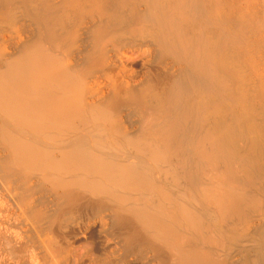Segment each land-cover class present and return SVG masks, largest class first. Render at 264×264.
<instances>
[{
  "label": "bare ground",
  "instance_id": "bare-ground-1",
  "mask_svg": "<svg viewBox=\"0 0 264 264\" xmlns=\"http://www.w3.org/2000/svg\"><path fill=\"white\" fill-rule=\"evenodd\" d=\"M20 12L38 29L13 57L0 44V172L6 185L19 182V204L48 264H61L56 247L67 218L104 210L113 213L128 256L146 251L157 264H225L210 244L227 245L221 226L244 227L262 200L253 189L264 156V0H0V26L14 25ZM89 16L104 20L74 65L76 27ZM112 22L127 24L130 35L152 34L158 63L174 59L189 75L178 80L154 66L142 88H129L106 67L107 35L126 31ZM100 69L112 75V89L95 103L89 79ZM127 107L141 119L135 137L121 134ZM116 147L138 158L129 163ZM181 155L187 163L178 168L172 159ZM34 176L57 197L52 224L44 204L30 201ZM169 184H179L183 198Z\"/></svg>",
  "mask_w": 264,
  "mask_h": 264
},
{
  "label": "rangeland",
  "instance_id": "rangeland-1",
  "mask_svg": "<svg viewBox=\"0 0 264 264\" xmlns=\"http://www.w3.org/2000/svg\"><path fill=\"white\" fill-rule=\"evenodd\" d=\"M25 15H26L25 13L20 12L16 19L17 21L14 25L9 26L7 24H4L0 26V33H1L0 44L2 45L3 48L1 46L0 47L2 51L4 50L3 52L4 54H6V56L13 57L15 53L17 54L18 51L21 50L20 48H23V45L25 43H29L30 40H35L34 37L36 38L37 36L36 31L38 27H37V23L35 19L34 18L31 19V17L28 18L29 16L28 15L25 16ZM100 18L101 17L98 18V16H95V17L89 16V17H86L80 24L77 25L76 27L77 36L74 39V40H77V42L74 44L72 48L71 59L69 58V61L72 64L74 65L81 64L85 56L88 54L92 46V41H91L93 40L92 30L94 29L95 25H97V23L100 22V20L101 21L104 20L103 17H102L103 19H100ZM105 21H107L106 18H105ZM122 24L123 26L120 24L118 25L116 23L115 24L113 23V26L115 25L114 28H117L116 27L117 25L125 27V28L127 27V24L125 23H122ZM118 28L117 30L120 31L121 29H118ZM122 30L124 29L122 28ZM111 31H112L111 32L112 34L110 32L109 33L110 35H112V37L110 35H107V37L109 36L110 39H108L109 41L107 40L109 45L107 47V52H108L107 57L108 58L106 60V67H109L108 69H114L112 70V72L114 74L116 73L115 76L119 79H122V81L129 88L133 90L134 89L136 90L137 88L139 89V87L142 88L143 86L141 85L146 84L148 82L149 77H150L149 74H151V69L154 66L159 67V69L162 72L164 71L171 75L173 74L174 77L176 76L177 78L176 77L175 78L178 80L185 79L186 78L185 74L189 75L188 72L186 73V71H189L188 70L189 68L187 69L181 63L178 64V62L175 61L174 59L169 60V63L166 64L167 66L166 65L161 66L159 64L160 63L159 54H161L160 53L161 49L159 48L160 47L159 43L156 41V39L153 37L152 34L145 32L146 34L142 33L143 35L141 33H140L141 35L139 33H137V35H132V34L130 35L131 31L129 30L127 32V28H126L125 32L124 31L118 32V37H117V35H115L116 32H114L113 34V31H116V30H111ZM111 38H114V39L112 40ZM121 65H123L125 68L122 66L123 68L121 69L120 67ZM182 67L183 69H181ZM118 71L119 73H117ZM104 73L106 75H104ZM109 75L107 71L104 70V72H101V69H100L99 72H96L95 77L93 76V79L92 78L89 79V82L92 86L91 93H90L91 95L89 94L90 95L89 99L91 100V102L96 103L98 100H103L105 99L107 95H109V91H111L112 89L111 86L113 82V78H111L112 75L111 76ZM97 86L102 87V88L100 87L101 91H98V92L95 91L94 88ZM99 102H102V101H98V103ZM136 114L137 113L136 112L134 113V110L132 111V108H129V107H127L126 109L122 111L121 117L119 120L120 121L119 126L121 129V134L123 131V133L127 135L125 136L122 134L123 136L128 137L131 135L132 137H135L139 133L140 131L139 129L141 126L140 125L141 119H139L138 118L139 116H137ZM117 148L118 147L114 148V150H116L115 153L120 154V157L124 160L127 159L126 161H128L129 163L131 161L134 162L138 158L137 155H139V153L137 154L136 153L137 151H135L132 148L128 147L127 150L128 149L129 150L127 151L125 150L126 147L125 149L123 147L122 150L123 151L125 150L123 154L120 149L121 147L119 148V150H117ZM119 151L121 153H118ZM130 151L132 153L129 154ZM1 155L2 153L0 154V156ZM123 155L126 156V158ZM130 155H132V157L134 156L135 158L134 157L132 158ZM117 157L119 156L117 155ZM184 158H182V155H181V158H178V160H175L176 158H173L172 162L176 163L178 168L179 167L181 168L182 165L184 166V164L187 163ZM261 160H260L261 168L258 170L259 172H257L258 173L257 183L253 189L254 194L258 192L256 194L257 197H259L258 199L260 200L262 199L260 207L257 208L258 211L257 210L256 211L253 210V212L251 211L252 214H249L250 216L248 217L249 219H247L248 221H246L243 224L245 228L241 226L239 229H236L237 232L230 225V223L226 222L227 225L225 224V226L223 225L224 223L222 224L223 226H221L220 231L222 233L225 231L226 234L223 233V235L225 237L227 236L226 238H228V239L224 238L225 242L228 241L226 243L227 245H225V243L222 245L224 249L220 245L217 247V245L214 246L210 244V246L213 248L212 250H214V253L216 255H219L218 257H221V258L224 257L225 259L223 258V261H225L226 258L228 259L224 262L225 264H246L247 260L248 262L255 260V257L256 259L262 258L264 260V242H263L264 241V187H263L264 185V156L261 157ZM1 175L2 174L0 172V193L3 194V195L0 194V200L4 203V207H3L4 210L2 209V211H0V216H1L0 223L4 221V223L2 222L4 226L1 223L0 227L1 228L3 227L5 229V230H2V232L6 234L2 233V235H0V262L5 261L10 264H21V263L27 264V262L28 264H48L49 263L48 259H46V256L44 257L42 253L44 252V249L37 244V241H36L37 238H35L34 236L35 233L30 226L31 225L30 221L28 220V218H26V216L23 215L24 207H22L19 204L20 203L19 200L21 199V194H20L21 191L19 192V190H21V188L18 189L20 185L18 188L16 187L18 186L19 182L17 181L18 182L17 183L16 181H13V182L7 183L6 185L2 181L3 179ZM158 176L160 177L159 178L160 180L165 179V177L162 176V174H159ZM41 178L42 177H40L39 179L38 176L37 177L34 176L32 178L31 187L32 185L33 187L31 188L32 191L30 192L29 197L31 196L30 201L31 203L33 202L32 204L34 205L39 204V206L40 205L42 206L44 204L43 206L46 207L47 209L46 212H48L46 214L51 216L47 218V220L49 221V223L51 222L50 224H52L53 223L52 216H53V211L57 205V197L54 195V192L51 189V186H49L46 183L47 181L45 180L44 182V179L42 178L43 179L42 180ZM180 181L181 183L183 182V180H180ZM259 181L260 182L263 181V182L260 183ZM181 183L179 182V184ZM182 184L183 185H180L181 188L185 186L184 182ZM11 185L13 188L11 187ZM176 185L172 186L171 184H169L168 186H172V188L169 187V189L174 194L177 193L176 196L181 194L178 197L183 198L182 190H184V188L182 190L181 189L178 190L179 186L178 185L176 186ZM173 188H175L176 190H174ZM18 194H20V196ZM18 196L20 198H18ZM193 203L195 204L197 203L191 201V205L195 208L196 206H194L195 204ZM53 204L55 205L53 206ZM112 217H113V213H111L110 210L109 211L104 210V211L92 212L87 218H83L84 220L75 219V218L72 219L71 217H69L70 218L69 220V218H67L68 221L66 220L61 225L62 233L64 232L63 238H61V240L59 241V245L56 247V249H58L59 253L61 254V264H127V263L129 264V262H131L132 264H157L156 261H154L155 260L154 259L155 257L153 258L154 255L150 252L146 254V251H143V252L134 251L135 253L132 252L133 254L129 253L130 257L124 254L125 248L122 247L124 246L122 243V238L120 237L118 232L115 230L116 228L113 227L115 222L113 219L114 217L113 218ZM51 218H52V221H50ZM93 223L94 225L95 224L96 225L93 226ZM71 228H78L79 231H77L76 234L70 233ZM31 230L32 232H30ZM232 231L234 232V234L238 233L236 238H232V236H234ZM229 232H231L232 235L231 233L229 234ZM9 233H12L11 235L13 236V238L9 236ZM14 233L15 235H13ZM16 233H19L18 236L16 235ZM228 235L231 237V239ZM3 236L9 237L13 241V244H14L13 246L15 247H11L12 249H9L10 248V246L8 245L9 241L7 242L8 244L5 243L4 240H6V237H3ZM60 243L62 244L60 245ZM10 244H12V242ZM56 249L55 251H57L58 253V250ZM22 250L24 251V253L22 252ZM11 253L15 256L13 257ZM261 253L263 254L261 255ZM106 261H109V262L107 263Z\"/></svg>",
  "mask_w": 264,
  "mask_h": 264
}]
</instances>
